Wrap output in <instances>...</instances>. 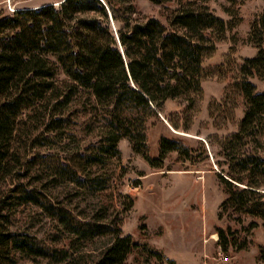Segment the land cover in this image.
<instances>
[{
    "label": "rangeland",
    "instance_id": "rangeland-1",
    "mask_svg": "<svg viewBox=\"0 0 264 264\" xmlns=\"http://www.w3.org/2000/svg\"><path fill=\"white\" fill-rule=\"evenodd\" d=\"M59 1L0 0V20L17 10ZM128 2L140 21L155 18L167 24L180 7L193 5L208 8L231 29L223 37L210 36L213 48L206 51L201 93L168 102L159 118L150 115L137 123L145 136L139 153L128 139L119 142L117 155L103 142L108 132L102 128L100 109L91 110L94 99L87 92L68 101L59 130L28 151L33 162L23 181L42 206L15 202L5 212L16 241L30 245L26 252H16L15 263L96 264L113 240V229H119L137 245L125 264H264V221L234 209L224 211L228 192L220 179L225 174L246 177L232 167L245 149L228 150V142L246 111L240 69L258 53L250 33L264 15V0H175L161 6L147 0ZM60 79L68 82L63 75ZM248 81L257 93L264 92V81ZM169 118L182 130L173 129ZM162 138L173 140L177 150L167 154L162 168H154L148 159L159 157ZM248 151L264 156V134ZM97 158L101 165L92 163ZM258 180L264 183V177ZM59 209L66 217L110 229L100 234L88 227L78 230L57 216ZM221 230H231L227 235L234 236L237 247L224 251Z\"/></svg>",
    "mask_w": 264,
    "mask_h": 264
},
{
    "label": "trees",
    "instance_id": "trees-1",
    "mask_svg": "<svg viewBox=\"0 0 264 264\" xmlns=\"http://www.w3.org/2000/svg\"><path fill=\"white\" fill-rule=\"evenodd\" d=\"M147 1L161 6L175 0ZM230 29L208 8L193 5L180 7L167 24L155 18L140 21L128 0H65L17 10L0 20V264H16V252L30 248L16 241L5 212L15 202L42 206L23 181L33 162L28 151L45 144L46 135L59 130L68 101L87 92L94 99L91 110L100 109L102 128L108 132L103 142L117 155L119 142L128 139L139 153L145 136L136 129L137 123L150 115L159 118L168 102L191 100L201 93L206 51L213 48L210 36L223 37ZM250 42L258 53L240 69L246 111L228 142V150L245 149L232 167H239L246 177L220 176L228 192L222 208L264 221V183L256 181L264 177V156L248 151L264 134V92L257 93L248 81H264V15L253 24ZM169 120L173 129L182 130ZM176 150L173 140L162 138L159 157L148 162L162 168L167 154ZM101 162L100 158L92 161L94 165ZM56 211L78 230L88 227L100 234L110 229ZM228 233L231 230L218 232L224 251L237 247ZM136 246L130 236L113 229V240L96 264H125Z\"/></svg>",
    "mask_w": 264,
    "mask_h": 264
},
{
    "label": "crops",
    "instance_id": "crops-1",
    "mask_svg": "<svg viewBox=\"0 0 264 264\" xmlns=\"http://www.w3.org/2000/svg\"><path fill=\"white\" fill-rule=\"evenodd\" d=\"M62 1L64 0H61L59 2H54V3H46V4H43V5H39V6H48V5H59ZM39 6H36V7H39ZM36 7H32V8H36ZM32 8H25V9H32Z\"/></svg>",
    "mask_w": 264,
    "mask_h": 264
}]
</instances>
